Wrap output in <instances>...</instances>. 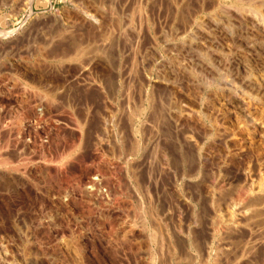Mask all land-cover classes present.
Masks as SVG:
<instances>
[{
	"label": "rangeland",
	"instance_id": "1",
	"mask_svg": "<svg viewBox=\"0 0 264 264\" xmlns=\"http://www.w3.org/2000/svg\"><path fill=\"white\" fill-rule=\"evenodd\" d=\"M99 1L103 6L101 7V10L103 12L105 11L106 15H110V13L113 14V17L115 15L114 21L111 22L113 24L112 28L114 30V37H111V39L107 42L100 41L99 38L96 37L95 33H86L84 30H78L77 28H68V31L67 27L58 22L57 19L63 16L62 14L66 9L83 10L81 9L82 5L77 0H32L30 5H27V0H0V32H2L0 34V94L2 92L7 93V91L12 92V98L16 101L15 103V101H5L4 99L2 102H0V104L3 103L0 105V159L4 158L5 161L4 163L3 160H1L2 162L0 161V176L1 179L8 174H10L12 177L11 178L8 175L7 177H4L6 180L0 179V264H50V262H53L54 264H177L176 261H173L170 259V257H168L169 254H166L168 252V250H166V241L167 237L169 236L173 238L175 237L179 244L182 243L180 241L182 240L183 230L185 227V214L183 213L185 208L183 207L186 205L184 201L185 195L188 191L187 186L186 189H183L185 188V185L183 186V184H185L184 181H188V178H184V181H181V177L178 175L175 179H172L170 171H168L170 176L163 178L162 181H159V183L155 185L154 175L150 176L151 174H148L150 170L148 161L145 160L143 164L144 169L140 167L142 164H139L137 154L133 151L135 146L134 138H136L134 134V127L136 126L135 119L137 118L134 115L137 114L138 111L136 76L135 74H132L136 72V68L134 66L135 64L132 61L133 50L131 51V45L133 42L122 33L123 30H129L130 28L136 26V22L138 21L135 19H138V14H136V8L133 10L134 8H131L129 4L126 6L117 0ZM174 1H176V6L177 2H179L178 0H173L168 4V12H166L165 20L166 24H164L165 17L161 18L162 14H160V16L156 11L158 4H160V0H157L155 3L156 6L153 11L155 12L153 14V20L155 22L154 27L156 32H159L158 28L160 24L163 26L160 27L165 30V32H169L167 34L168 41L166 43H162L159 45V47H156L159 57L154 59L153 72H151V75L149 76V79L152 83L151 85H153L151 86L152 89L150 90L153 91V102L151 104V108H148L146 112H150L154 115L156 113H160L161 115L165 116V114H167L171 109V103L175 101L173 97L176 98L180 92V86H176V84L173 85V83L171 84L170 76L168 73H166L167 69L165 66L168 62L172 63L174 66L183 68L188 67L186 69L193 72L197 79L201 77L204 78L202 75L198 78V75L200 74L197 69L200 67L199 64H201L199 60L197 61L194 58H191V55H178L177 51H175V49L172 47L173 44L178 43L181 41L180 38L189 36L192 32L191 43H193L191 45L197 46L200 52L204 51L207 47L208 49L206 50L210 51L211 53L214 52L213 54L217 53V55H219L222 52H231L228 49L233 47L231 44H229L230 42L227 37L222 38L223 40L219 43L220 45L216 44V38L218 35L215 32L216 30L213 29L214 23L211 24V22H208V19L211 16L209 14H212V10H210V7H203V10H200L199 6L202 4L201 0H184V4L182 3L184 7L181 8L182 10L180 8L178 9V13L182 14V17L188 19L189 16V19L194 20V22L197 21L195 23L188 24L187 28L185 27L186 30L183 31L184 28L177 20L179 17L175 18L179 15L175 13L177 10L175 9ZM197 2L198 5H196ZM204 6H206V4ZM111 11L114 12L112 13ZM134 11L136 13L132 14ZM105 12V24L103 25V28L107 27V24L111 25V23H109L110 16H106ZM159 13H161V10ZM205 20L210 25L207 24ZM199 23L202 25V27H200L201 25ZM116 24L119 26L117 27ZM203 24H205V26H203ZM204 27L206 28L205 33H208L207 35L203 34ZM198 28L200 31H198ZM193 34H196L197 36L195 35L194 38ZM117 40L118 43H116ZM72 41L75 45H80L79 47L83 48V50L86 49V53L80 57L81 59L72 58L73 53L77 49L74 48V50L69 45ZM115 46L117 48H115ZM209 47L211 49H209ZM62 49L65 50L66 56L61 55ZM213 49L215 50L211 51ZM39 52L40 55L42 54V56H40L42 61H44L41 62L40 65L44 63V67H37V70H40L41 72L36 70L32 72L25 65H29V63L33 64L34 61L32 63V60L35 59V56ZM33 53L35 55H33ZM103 58H105V61H110L111 58H114V61H116L115 65L119 63V68L121 69V89H111V87H106L108 88L106 89L103 86L104 90L106 89V92H104V90H102V92L100 91L101 89L99 88V84L95 82L97 84L96 85L92 82V80H94L96 77L106 79L105 81H108L109 78L112 79V77H114L112 81L117 79V73H114L113 71L115 70L113 69L110 70V68L106 67L103 69V72H96L97 69L94 68V63H98V60H103ZM201 59H203V57H201ZM90 60L95 61L92 64ZM192 60L194 61L192 62ZM84 64L87 65V67ZM195 64L198 68L195 67ZM80 66L82 67V70L85 68L83 72L82 70L79 71L78 68ZM89 66H92L91 68L94 70L90 69ZM27 71L29 72L28 74ZM92 72L93 75L95 74L94 77ZM128 72L129 75L132 74V76H129ZM80 73L83 75H80ZM31 75L34 82H39V84H37L38 87H36V89H31L30 87L26 86L25 89L29 90L31 92L30 94V92H23L21 90L22 85L27 82H25V77H29ZM86 76L91 77L90 80L88 77L85 79L84 77ZM107 76H109V78ZM229 79L230 78H227V81ZM167 80H169L168 83ZM230 81L231 79L228 81V83ZM85 84L89 85L86 86ZM212 84H210L209 87L206 86V90H213L215 87H213L214 83ZM47 85L52 87H48ZM61 87L63 89L64 87L70 88H65L64 91L62 90L61 92ZM97 87L99 91L96 90ZM55 88H57L56 91ZM92 88L95 89L92 90ZM34 91L36 94L33 93ZM47 92L55 93V96L52 100H48L46 96ZM195 95L196 94L191 93L189 97L193 99ZM43 96L44 98H42ZM28 106H32L37 109L36 114L39 115H34L36 119L35 117H30L29 114L25 112ZM205 106H207L208 109L210 107L209 104H205ZM42 109L43 111H41ZM83 111L86 112H84L85 115ZM40 112L42 114H40ZM45 112L47 113L44 115ZM110 112L112 114L110 115L114 120L117 118L115 121H113L112 125L108 122V118L112 119L108 114ZM68 114L71 116L69 117ZM79 114L84 116L81 118L79 117ZM151 114L149 115L150 117ZM97 115L99 116L97 117ZM105 116L108 118L106 119ZM38 118L41 119L37 120ZM202 120L206 125L209 126L207 120ZM69 121H71V123L76 126L74 127L71 125ZM168 122H166V125ZM98 123L100 126H96ZM106 123H108V126H106ZM128 124L131 125L129 126ZM85 125H87V127ZM84 126L86 128L83 130L82 128H84ZM96 127L98 128L95 129ZM115 127H117V129ZM105 129L107 130L105 131ZM144 141L147 142V139ZM80 142L81 144L78 145ZM42 149H44L45 152H43ZM252 149L247 150L248 153L252 150V153L250 152L248 154L246 152L247 155L245 157L246 159L244 158V162L247 160H254V158H256L255 148ZM69 151L70 153H68ZM205 151L206 153H209V150L207 151L205 149ZM67 156H70V160L67 159ZM52 157H55V159ZM60 161L65 162V165L63 164L61 166L62 170L56 169V165H58V162ZM98 163L99 167L97 166ZM186 163L188 164L187 161ZM137 165L138 168H134ZM38 166L41 170H43L41 173L43 172L46 176H42L43 173L41 174L39 172ZM131 166L132 169L129 168ZM232 166L233 165L230 164V170L233 168ZM13 167L17 170L14 171V169H12ZM209 167L210 166H202V169L204 171L207 169L206 171H208ZM140 168H142L143 171ZM45 169H47L46 172L44 171ZM102 169H105V171ZM186 169L187 168L185 166V170ZM101 171H103V173H100ZM134 172L135 175L133 174ZM191 172L192 171H188L187 174L191 175ZM229 172L230 171L228 170L226 171V174H224L225 180L232 175L231 172ZM140 174H142L144 180ZM138 175L141 176V178ZM138 178H140V181ZM8 180L11 183L8 182ZM12 181L14 183H12ZM90 181L96 183L99 181V185L95 186L94 188V186L90 184ZM85 182L87 183V185L85 184L87 187L83 184ZM104 182L106 186H103ZM141 182H144L143 186ZM167 182L170 183L168 184ZM182 182L184 183L182 184ZM24 183L25 185L27 184L25 186L26 188H19V186H23ZM56 184L60 187H58ZM146 184L149 186H146ZM53 185L56 186L54 187ZM170 185L172 187H170ZM180 187H182V189ZM164 188H169L171 190L170 192H167V190ZM54 190H56V192ZM157 190L158 192L160 190L164 197H162L160 192H156ZM175 190L177 192H175ZM57 191L59 193H57ZM88 191H91L95 197L91 193L89 198L85 197L86 194H88ZM147 192L149 193L147 194ZM184 192L185 194H183ZM54 193L57 194L52 195L51 197V194ZM64 193L66 195H64ZM167 193L170 194L168 195ZM103 195L106 197L104 198ZM166 195L168 196L165 197ZM55 197H59L57 199L59 201H57ZM161 197L166 199L163 200ZM98 198L100 199L99 202L97 200ZM95 199L96 201H94ZM101 199L103 201H101ZM104 199L106 201H104ZM69 200L71 201L69 202ZM101 202L102 204L100 207L99 203ZM111 203L117 204L116 206L113 205V207H116H114L115 209H113ZM103 204L106 205V207L103 208ZM118 204H120L119 208ZM121 206H126V208L123 207L125 210H123ZM128 206H130V208H127ZM108 207L111 211L108 209ZM112 209L116 216L113 214L114 212H112ZM128 209L130 210L128 211ZM123 211H125V213ZM110 213L112 216H110ZM47 217L52 220L49 222V218ZM139 218H141L143 221H141ZM141 222L144 223L145 226L140 224ZM123 224L124 227L126 226L125 224H128L127 226L133 225V229L137 233L135 232L133 236L129 234L126 235V233L124 234V229H126L127 226L124 228L122 226ZM111 225H114L112 227L114 228V232L109 227ZM135 234L137 236H135ZM166 235L168 236L166 237ZM135 239L137 242L134 241ZM179 250H181V247H178L177 256L180 255Z\"/></svg>",
	"mask_w": 264,
	"mask_h": 264
},
{
	"label": "bare ground",
	"instance_id": "2",
	"mask_svg": "<svg viewBox=\"0 0 264 264\" xmlns=\"http://www.w3.org/2000/svg\"><path fill=\"white\" fill-rule=\"evenodd\" d=\"M31 1L32 0H27V3H28L27 5H30ZM77 1L80 2V4L82 5L81 9H83V10L81 11L80 9L79 10L66 9L62 14L63 16L59 17L57 19L59 23H62L65 27H67V29L68 28H77L78 30H84L86 33H95L96 37L99 38V40L103 41V42H107L108 40L111 39V37H114V35H113L114 30L112 28L113 24L111 22L114 21L115 15L113 17V14H111L110 11H109L110 15H108V14L106 15V12L104 11L106 16H108V17L110 16L109 17V23H111V25L107 24V27L103 28V25L105 24V19H104V12L101 10L102 9L101 7H103V6L100 3V1L99 0L98 1H96V0H77ZM117 1L122 2V4L126 5V6H127V4H129L131 6V8L132 7L134 8L133 10H135V8H136L137 13L134 11L132 14H134V13L138 14V19H135L138 21V22H136V26L130 28L129 30L125 29L122 31L123 35H126L133 42L132 45L131 44L130 45L132 47L131 51L133 50V56H132L133 60L132 61L134 62V64H135L134 66L136 68V72L132 73V74H135V76H136V95H137V100H138V107H137L138 111H137V114L134 115L137 118L135 119L136 120L135 121L136 126L134 127V134H135L136 138H134L135 139V146L133 148V151H134V153L137 154L139 164L140 165L142 164L140 167L143 168V164H144L145 160L148 161L149 169H150L148 174H151L150 176L154 175L155 185L157 183H159V181H162L163 178L168 177L170 175L172 176V179H175L176 176L179 175V177H181V181H184V178H188V181H184L185 184H183L184 182H182L183 186L185 185V188H183V189H186V186L188 189V191L186 190L187 193L185 195V201H184L186 205H184V203H183V205L185 206V207H183V208H185L184 209L185 211H183V213L185 214V216H184L185 227L183 230L182 240L180 241L182 243L179 244L175 237L173 238V237H169L168 235H166V237L168 236L167 241H166L167 244L164 241V243L167 245L166 250H168V252L166 254H169L168 257H170L171 260L176 261L177 264H264V253H263V251H264V0H201L202 4L199 6L200 10H203V7H208V8L210 7L211 8L210 10H212V14L211 13L209 14L211 16L209 17L208 22H211V24L214 23L213 29L216 30L215 32L218 35V37L216 38V40H217L216 44H219L223 40L222 38L227 37L229 39V42H230L229 44H231L233 47L228 49L231 52L223 53L221 51L222 53H220L219 55H217V53L213 54L214 52L211 53L210 51L206 50V49H208L207 47H206V49L203 47L205 50L200 52L197 46L191 45L193 43V42L191 43L192 32L189 35L190 37L186 36V37L180 38L181 41H179L176 44H173L172 47H173V49H175V51H177L178 55L179 54H182V55L185 54L187 56L191 55V58H194L197 61L199 60V62L201 63V64H199L200 67L199 68L196 67V64H195V67L198 68L197 70L200 74V75H198V78L201 75L204 78L201 77V78L197 79L195 77L196 75L194 76L193 72L186 69L188 67L183 68V67H179V66H174L172 63L168 62L167 65L165 66L167 71L166 70L165 71L170 76L171 84L173 83V85L176 84V86L177 85L180 86V88H179L180 92L176 96V98L173 97L175 101H173V103H171V105H170L171 109L169 110V112L167 114H165V116L161 115L160 113H156L154 115V114H151L150 112L149 113L146 112L148 108L149 109L151 108V104L153 102V95H152L153 91H150L152 89L151 86H153V85H151L152 83H151V80L149 79V76L151 75V72H153L154 59L159 57V53H158L156 47H159V45H161L162 43H166L168 41V35L167 34L169 33V32L168 33L165 32V30H163L160 27V26H162L161 24L159 25V28H158L159 32H156V29L154 27L155 22L153 20V14L155 12H153V11H154V8L156 6L155 3L157 2V0H117ZM171 1H173V0H160V4H158V8H156L158 15L162 14V16L160 15L161 18L165 17L164 18V24H166L165 23L166 12H168L167 6ZM178 1L179 2H177V6H176V1H174V6H175V9L177 10V12H175V13H177V15H179V16L175 15L176 16L175 18L179 17V18H177V20L180 22L181 26L184 28L183 29L181 27L183 29V31H185L188 24L195 23L197 21L194 22V20L189 19V16H188V19H186L185 17H182L183 16L182 14L178 13V11H179L178 9L179 8L181 9L182 7H184V5H183L184 0H178ZM205 4H206V6H204ZM185 5H187V4H185ZM196 5H198V2ZM161 6H162V8H161ZM110 7H112V6H110ZM185 8H187V7H185ZM193 8H191V9H193ZM107 9H109V8H107ZM160 10H161V13H159ZM192 14H193V12H192ZM131 16H133V15H131ZM205 22L207 24H209L206 20H205ZM116 26L118 27L119 25L116 24ZM203 26H205V24H203ZM200 27H202V25ZM154 30L157 34L154 32ZM203 30H204L203 34L207 35L208 33L207 34L205 33V31H206L205 27ZM68 31H69V29H68ZM119 31H120V29H119ZM198 31H200V29ZM1 33L2 32H0V34ZM216 33H214V34H216ZM195 35L193 36L194 38H195ZM59 36H60V34H59ZM209 38L212 39L211 37H209ZM210 39H208V40H210ZM118 40L116 43H118ZM126 42H127V40H126ZM201 43H203V42H201ZM69 45L73 49L77 48L76 50L74 49L75 52L73 53V56H72L73 59H78L86 53L85 52L86 49L83 50V48L79 47L80 45H75L73 41ZM223 45H222V47H223ZM207 46H209V45H207ZM228 46H226V47H228ZM115 48H117V47L115 46ZM217 48H218V46H217ZM209 49H211V48L209 47ZM214 50L215 49H213L211 51H214ZM217 50H219V49H217ZM223 50H224V48H223ZM61 52H62L61 55L66 56L65 55L66 52L64 49H62ZM118 54H120V53H118ZM33 55H35V54L33 53ZM40 56H42V54L40 55V52H39L35 56V59L32 60V63H33V61H34V63L33 64L29 63V65L27 64L25 66L28 67L29 70H31L32 72L34 70L40 71V70H37V67H40V66L44 67V63L42 65H40L41 62H44V61H42V58ZM201 57H203V59L205 61L203 59H201ZM58 58H59V56H58ZM92 59H93V57H92ZM100 60L101 59L98 60V63H96V62L94 63L95 60L94 61L90 60L92 64L93 63L95 64V67H94V65H93V67L95 69H97L96 72L97 71L103 72V69H105L107 67V68H110V70L111 69L115 70L113 72L117 73V79H115V81H112V79H114V77H112V79H111V78H109V76H107L109 79L107 78L108 81H105L106 79H101L99 77H96V78H94V80H92V82L93 83L96 82L97 84H99V88L101 89L100 91L104 90L103 86L105 88L111 87V89L112 88L121 89L120 88V87H122L121 83H120V78H121L120 77V73H121L120 71H121V69L119 68V63L117 65H115L116 61H114L115 60L114 58H111L110 61H108V60L105 61V58H103V60H101V61ZM193 61L194 60H192V62ZM88 65H89V62H88ZM85 66L87 67V65H85ZM91 67H90V69H93ZM39 69H41V68H39ZM78 69H79V71H81L82 67L80 66ZM84 70H85V68H83L82 72ZM28 71H27V74L29 73ZM96 72H95V74H96ZM84 73H86V72H84ZM105 74H108V73H105ZM132 74H130V75L132 76ZM80 75H83V74L80 73ZM92 75H93V72H92ZM94 75H93V77H94ZM128 75H129V72H128ZM34 76H36V75H34ZM111 76H112V74H111ZM87 77L90 80L91 77H89V76H86L84 78L86 79ZM104 77H105V75H104ZM227 78L231 79V81L229 83H228V81L230 79L227 81ZM201 79H203V80H201ZM25 82H26L25 84H23V85L21 84L22 85L21 91H23V92L27 91L28 93L30 91L25 89L26 86L30 87L31 89H34V88L36 89V87H38L37 84H39V82L38 83L34 82L32 75L29 77H25ZM87 82H88V80H87ZM168 82H169V80H167V83ZM212 83H214L213 87H215V88L213 90H210V89L206 90L205 87L206 86L209 87V85ZM87 85H89V84H87ZM48 87H52V86H48ZM62 87L60 89L61 92H62V90L64 91L65 88L66 89L70 88V87L69 88L64 87V89H63ZM108 88H106V89H108ZM94 89L92 88V90H94ZM56 90H57V88H55V91ZM96 90H98V87ZM105 90H104V92H106ZM43 91H44V89H43ZM18 92H19V90H18ZM94 92H97V91H94ZM2 93H5L6 95L2 94ZM2 93L0 94V102H2L4 99H5V101L6 100L15 101L12 98L13 97L12 92L7 91V93L6 92H2ZM33 93L36 94L35 91ZM97 93H99V92H97ZM191 93L196 94L193 97V99L189 97ZM30 94H31V92H30ZM56 94H59V93H56ZM46 96H47L48 100H52L55 96V93H50V92L48 93L47 92ZM56 96H59V95H56ZM171 97H170V100H171ZM42 98H44V96ZM93 98H95V97H93ZM102 100H103V98H102ZM15 103H16V101H15ZM42 103H43V101H42ZM48 103H49V101H48ZM2 104H0V105H2ZM205 104L210 105L209 109L207 108V106H205ZM32 106L31 107L28 106L27 110L25 112H27V114H29V116L33 118V117H35L34 115H39V114H36L37 109H35ZM39 107H41V106H39ZM47 107H48V105H47ZM0 110H1V108H0ZM41 111H43V109ZM66 112H68V111H66ZM84 112L85 111H83V113ZM46 113L47 112H45L44 115ZM78 113H80V112H78ZM85 113H84V115H85ZM90 113H88V114H90ZM40 114H42V113L40 112ZM69 114H68V116L70 117L71 115H69ZM74 114H75V112H74ZM108 114L110 115L111 112ZM150 114H151V117L149 116ZM79 115H80L79 117H81V118H82V116H84L81 114H79ZM111 115L109 117L112 118ZM94 116H93V118H94ZM98 116L99 115H97V117ZM77 117H78V114H77ZM81 118H80V120H81ZM100 118H99V120H100ZM105 118H106V116H105ZM114 118H115V115H114ZM35 119H36V117H35ZM40 119L41 118H38L37 120H40ZM108 119H109L108 122L111 123V125H112L113 121H115L117 118L115 120L113 118L112 119L108 118ZM149 119H151V120H149ZM202 119L207 120L209 126L206 125ZM76 120H78V119H76ZM165 121L166 122L169 121L167 123V125H166ZM55 122H56V120H55ZM69 122L71 125H73V123H71V121H69ZM164 122H165V124H164ZM85 123H87V122H85ZM90 123H89V126H90ZM96 123H97V120H96ZM107 124L108 123H106V126H108ZM131 124H132V122H131ZM97 125H99V123L96 124V126ZM85 126L87 127V125H85ZM85 126H84V128H82L83 130L86 128ZM126 126H127V124H126ZM51 127H52V125H51ZM47 128H46V130H47ZM97 128L98 127H96L95 129H97ZM99 128L102 129L101 127H99ZM115 128L117 129V127H115ZM121 128H120V130H121ZM106 130L107 129H105V131ZM122 132H123V130H122ZM82 134H85V133H82ZM86 135H87V133H86ZM51 136H52V134H51ZM146 139H147V142L144 141ZM80 144H81V142L78 143V145H80ZM114 145H116V144H114ZM131 147H133V146H131ZM204 147L207 151L209 150V153H206ZM252 148H255L256 158H254V160H247L244 162V158L246 157V155L248 153L247 150L248 149L250 150ZM42 150H43V152H45L44 149H42ZM252 150L250 151L251 153H252ZM70 151L68 153H70ZM121 151H122V149H121ZM131 152H132V150H131ZM57 154H59V153H57ZM46 157H48V156H46ZM55 157H52V158L55 159ZM69 157L67 159H69ZM49 159H50V157H49ZM250 159H251V157H250ZM1 160H3V163L5 162L4 158L0 159V161ZM96 161H98V160H96ZM186 161L188 162V164L186 163ZM48 163H49V161H48ZM63 164L65 165L64 161L58 162V165H56V169L60 170L61 166ZM230 164L233 165L232 166L233 170L229 169ZM98 165H99V163L97 164V166ZM185 166L188 169V171H192L191 175L187 174L188 171H187V169L185 170ZM202 166H207V167L210 166V167H209L208 171H206L207 169L204 171L202 169ZM29 167H31V166H29ZM66 168H64V169H66ZM129 168L132 169V166ZM134 168H138V165ZM142 168H140V169L143 171L144 168L143 169ZM12 169H14V167ZM12 169H10V170H12ZM114 169H116V168H114ZM15 170H17V169H14V171ZM102 170L105 171V169H102ZM228 170L231 172L232 175L225 180L224 174H226V171H228ZM41 171H43V170H41L39 167V172L41 173ZM44 171L46 172L47 169H45ZM56 171H58V170H56ZM168 171H170V175H169ZM4 173H6V172H4ZM100 173H103V171H101ZM136 173H138V172H136ZM133 174L135 175V172ZM3 175H5V174H3ZM8 175L10 176V174H8ZM8 175H6L4 177H7ZM43 175H44V173L42 174V176ZM131 175H132V172H131ZM140 175L142 176V174H140ZM227 175H228V173H227ZM44 176H46V175H44ZM141 176H139V177L141 178ZM4 177L2 179L6 180V178H4ZM140 178H138V180ZM0 179H1V176H0ZM142 179L144 180L143 176H142ZM170 179H171V177H170ZM133 180H135V179H133ZM145 180H148V179H145ZM189 180H191V181H189ZM171 181H173V180H171ZM8 182H10V181L8 180ZM53 182H55V181H53ZM98 182L96 183V182L90 181V184L92 186H94V188H95V186L99 185ZM12 183H14V182L12 181ZM141 183L143 186L144 182H141ZM76 184H77V182H76ZM83 184L87 185L86 182ZM26 185L24 183V185L23 186L20 185L19 188L20 187H22V189H23V187L26 188L25 187ZM56 185H53V186L55 187ZM104 185H105V182H104L103 186ZM146 186H149V185L146 184ZM58 187H60V186H58ZM170 187H172V186L170 185ZM162 188H163V186H162ZM180 188L182 189V187H180ZM57 189H59V188H57ZM164 189H166V188H164ZM168 189H166L167 192H170L171 189H169V190ZM54 191L56 192V190H54ZM156 192H158V190ZM159 192L162 195L160 190H159ZM175 192H177V191L175 190ZM57 193H59V192L57 191ZM57 193L51 194V197H52V195H55ZM90 193L92 194L91 191H88V194H86L85 197L89 198V196L91 195ZM148 193L149 192H147V194ZM150 193H151V189H150ZM165 193H164V195H165ZM173 193H174V190H173ZM183 194H185V192ZM64 195H66V194L64 193ZM64 195H63V198H64ZM168 195H166L165 197H167ZM171 195H172V193H171ZM59 197H61V196H59ZM94 197H93V199H94ZM105 197L106 196H104V198ZM148 197H150V196H148ZM162 197H164V196L162 195ZM58 198H56V200ZM90 198H92V197H90ZM99 198H101V197H99ZM99 198L97 199L98 202L100 201ZM71 199H72V197H71ZM165 199H163V200H165ZM57 201H59V200H57ZM70 201L71 200H69V202ZM94 201H96V199ZM101 201H103V200L101 199ZM104 201H106V200L104 199ZM107 201H108V199H107ZM69 202H67V203H69ZM53 203H54V201H53ZM101 204H102V202L99 203L100 207H101ZM104 204H103V208L106 207V205H104ZM97 205H98V203H97ZM111 205L113 207V205L116 206L117 204L111 203ZM108 206H110V205H108ZM119 206H120V204H118V208H119ZM126 206H121V208L122 209H123V207L126 208ZM114 207H113V209L116 208V207L115 208ZM161 207H163V206H161ZM127 208H130V206H128ZM131 208H132V206H131ZM108 209L110 210L109 207H108ZM113 209H112V212H114ZM118 210H120V209H118ZM123 210H125V209H123ZM129 210L130 209H128V211ZM168 210H169V208H168ZM47 211H48V209H47ZM120 211H122V210H120ZM157 211H158V209H157ZM157 211H156V213H157ZM123 212L125 213V211H123ZM107 213H108V211H107ZM116 213H117V211H116ZM113 214H115V212ZM110 216H112V214ZM115 216H116V214H115ZM168 216H169V214H168ZM47 218H49V217H47ZM150 218H151V216H150ZM53 219H54V217H53ZM139 219H141V218H139ZM48 220L50 222L52 219L50 220V218H49ZM141 221H143V220L141 219ZM129 224H131V223H129ZM140 224H143L145 226V224L142 222ZM125 225L127 226L128 224H125ZM113 226L112 225L109 226L112 229V231L114 230V228H112ZM122 226L124 227V224ZM116 227H118V226H116ZM111 229H109V230H111ZM124 230H125L124 234L126 233V235L129 234L131 236H133L134 233L136 232L133 229V225L127 226L126 229H124ZM177 230H178V228H177ZM105 233H107V232H105ZM158 234H159V232H158ZM135 236H137V235L135 234ZM150 237H152V236H150ZM152 238H154V237H152ZM134 241L137 242L136 239ZM134 245H135V243H134ZM178 247H181V250H179L180 251V253H179L180 257L177 256ZM50 264H54V263L50 262Z\"/></svg>",
	"mask_w": 264,
	"mask_h": 264
}]
</instances>
